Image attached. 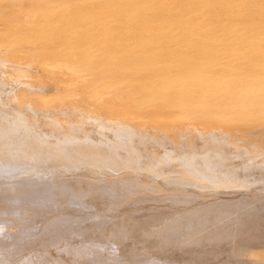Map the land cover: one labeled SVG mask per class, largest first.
Instances as JSON below:
<instances>
[{"label": "bare ground", "instance_id": "obj_1", "mask_svg": "<svg viewBox=\"0 0 264 264\" xmlns=\"http://www.w3.org/2000/svg\"><path fill=\"white\" fill-rule=\"evenodd\" d=\"M0 264H264V0H0Z\"/></svg>", "mask_w": 264, "mask_h": 264}]
</instances>
